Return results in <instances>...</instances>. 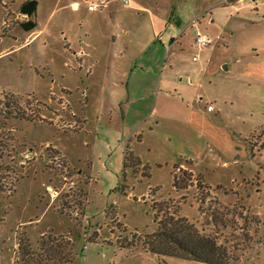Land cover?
<instances>
[{
  "label": "rangeland",
  "instance_id": "1",
  "mask_svg": "<svg viewBox=\"0 0 264 264\" xmlns=\"http://www.w3.org/2000/svg\"><path fill=\"white\" fill-rule=\"evenodd\" d=\"M23 1L0 0V264H206L148 251L152 205L264 264V0H60L20 46Z\"/></svg>",
  "mask_w": 264,
  "mask_h": 264
},
{
  "label": "trees",
  "instance_id": "2",
  "mask_svg": "<svg viewBox=\"0 0 264 264\" xmlns=\"http://www.w3.org/2000/svg\"><path fill=\"white\" fill-rule=\"evenodd\" d=\"M36 9L37 0H24L19 6V12L30 18L35 16ZM20 26L29 31L34 29L36 24L33 20L28 19L21 22ZM125 162L126 154L124 166ZM151 209L157 229L146 242L149 252L206 264L227 263L226 253L215 239L198 230L185 217L169 213L161 217V209L157 208V205H152Z\"/></svg>",
  "mask_w": 264,
  "mask_h": 264
},
{
  "label": "crops",
  "instance_id": "3",
  "mask_svg": "<svg viewBox=\"0 0 264 264\" xmlns=\"http://www.w3.org/2000/svg\"><path fill=\"white\" fill-rule=\"evenodd\" d=\"M39 0H37V9H36V13H35V16L38 17V7H39ZM60 0H55L54 2V5H53V8L49 11V13L47 14L46 18H45V22L44 23H40V22H37L35 19L33 20L34 17H31L32 20L35 22L36 26L34 29L32 30H29V31H26L24 30L23 28H21V32H23V34H25V32H27V35L25 38H23V43L20 44V46H23V44L25 43H28L31 39H33L35 36H37L38 34H43L47 29V23L49 21V19L54 15L55 11H56V8H57V5L59 3ZM79 1H83V0H70V6L72 9H77L78 5H79ZM61 2V1H60ZM104 5V4H103ZM20 6L17 5L16 7L18 8ZM95 10V9H94ZM19 15H21L22 18L28 20L29 17L26 15V14H22L19 12ZM69 25V24H68ZM79 30H81V28H79ZM79 30L76 32L74 31L73 29V32L71 31L70 33V30L69 29H65L64 31H62V34L64 35L62 37V40L63 42H60V45L59 47H57V51L58 50H62V49H67V50H70V45H71V40L70 38H73V39H76L79 43H80V46L79 48L80 49H77V51H72V55L74 56V60L76 61L77 63V66L79 67V69L81 68H85V67H89L90 69V66L87 64L88 62L86 61L85 59V56H86V52H85V49H84V46L83 44H85L84 42V39H86L88 36H89V33L86 32V31H82L81 33L79 32ZM70 33V34H68ZM51 36V35H50ZM54 37V36H53ZM17 40V38H16ZM48 40V39H46ZM82 45V46H81ZM50 53V52H49ZM97 55V54H96ZM95 55V56H96ZM67 67H71L72 65L68 62V61H65L64 63ZM88 88H83L80 92L82 95H85V91L87 90ZM65 90V91H64ZM72 91L68 88H65V86H62L61 87V92L58 93V95H60L63 99L65 98L66 99V95L69 94L67 91ZM118 95H121V96H125V97H132V93H133V90L130 88V87H127V88H123V90L117 92ZM64 94V95H63ZM117 95V96H118ZM116 96V97H117ZM115 97V98H116ZM84 98H88L87 96H84ZM206 109V108H205ZM207 111V110H206ZM213 111V108L210 110V111H207L209 113H211ZM141 134H138L137 137H139L137 140H139L141 137H140ZM126 154V153H125ZM134 155L140 159L139 155L136 154L134 152Z\"/></svg>",
  "mask_w": 264,
  "mask_h": 264
},
{
  "label": "built area",
  "instance_id": "4",
  "mask_svg": "<svg viewBox=\"0 0 264 264\" xmlns=\"http://www.w3.org/2000/svg\"><path fill=\"white\" fill-rule=\"evenodd\" d=\"M119 1H121L124 4H127L129 2V0H119ZM103 2H104L103 0L100 2L99 7L104 4ZM89 8L95 9V8H97V5L95 4L94 6H90ZM194 40H195L196 45H198V46H207L210 43L209 38L206 35L200 33L196 29L194 30ZM211 109H212L211 105H206L207 111H210Z\"/></svg>",
  "mask_w": 264,
  "mask_h": 264
}]
</instances>
